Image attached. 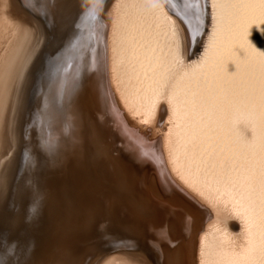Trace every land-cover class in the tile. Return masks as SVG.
I'll return each instance as SVG.
<instances>
[{
	"label": "bare ground",
	"instance_id": "1",
	"mask_svg": "<svg viewBox=\"0 0 264 264\" xmlns=\"http://www.w3.org/2000/svg\"><path fill=\"white\" fill-rule=\"evenodd\" d=\"M117 1L0 0V99L6 96L3 113L0 114V212L6 211L1 205V198L8 195V181L14 171L17 154H20L18 163L22 177L13 186L17 190L15 194L18 202L16 211L11 214L10 224L24 233L27 243L30 241L23 256L19 259H16L17 255L12 257L16 260L10 264H110L113 257H109L113 251H116L114 255L128 257L127 261L131 264H202V253L207 249L202 247V242L208 237L215 221L220 219L223 227V217L228 214L229 217L232 207H235L232 206L230 210L227 206L229 200L214 195L212 190V194L193 191L176 176L167 157V145L175 141L172 129L167 128L163 134L160 131L166 127L165 122L170 121L167 118L170 114L163 117L153 113L156 116L153 115L152 120L157 125L154 127L153 123V127H150L146 124L141 128L142 123L145 124V116L139 117L137 107L130 108L125 102L132 97L140 98L142 93L137 88L141 86L142 92L161 86L165 70L159 67L164 58L156 35L158 21L152 20L149 8H145L149 11L145 20L137 22L134 17H129L123 23L125 28L119 47L112 43L111 8ZM152 1L157 2L161 13L174 25L177 35L174 44L181 60L194 59L203 47L210 24L213 25L212 0ZM222 4L218 18L219 32L216 31L217 39L214 37L216 46L212 43L215 49L206 57V63L205 60L202 62L205 64V75L209 74L207 81L211 80L212 84L226 89L231 77L242 80L248 75L247 65L255 66L254 63L262 58L260 56L257 60L260 49L264 48V0H222ZM148 5L145 3L146 7ZM51 35H54V39L59 38L64 49L60 56L64 65L61 67L62 75H59L60 72L56 80L51 78L49 67L44 66L40 77L37 72L39 56L43 59L55 47H48L50 43L47 39H51ZM19 37L21 40L16 42L15 38ZM120 50L123 51L122 57L119 55ZM125 57L127 68L123 64L117 66L118 60ZM191 66L197 67L195 63ZM185 67L182 65L179 69ZM29 89L31 97L26 106ZM176 95H172L173 98ZM163 96L155 98L158 103L156 106L166 109L168 114L170 102ZM193 111L189 112L192 114ZM178 116L184 117V113ZM200 121L198 117L195 123ZM197 132L196 129L189 133L191 136ZM216 136L211 138L212 141H215ZM225 140L231 139L227 137ZM201 144L199 147H189L190 151H194L188 155L190 158L186 155L189 161H195L192 165L196 169L206 164L204 159L209 155L201 152L204 148ZM220 154L222 156L224 152ZM208 168L210 170V166ZM182 175L185 178V174ZM220 189L224 190L222 187ZM239 208L236 207L235 211L238 212ZM241 216H244V212ZM236 219L234 217L235 221H232L234 225H239ZM224 225L227 226L226 221ZM229 230L225 235L221 233L224 236L222 240L227 242L223 243L229 246L227 256L223 255L233 259L239 255L240 251L235 253L234 249L244 235L234 236L236 234L233 235ZM26 242L22 239L23 250ZM211 250L210 253L217 252ZM220 260L223 262L224 259Z\"/></svg>",
	"mask_w": 264,
	"mask_h": 264
},
{
	"label": "rangeland",
	"instance_id": "2",
	"mask_svg": "<svg viewBox=\"0 0 264 264\" xmlns=\"http://www.w3.org/2000/svg\"><path fill=\"white\" fill-rule=\"evenodd\" d=\"M114 1L115 0H113V3H114ZM145 3H149V5L146 7ZM212 4H213V10H214L213 25L210 24L211 27L209 28V31H208V34L206 36V40L204 41L203 47H202V49H200L198 54L192 60H188V61L187 60H181V57H180L179 53L176 52L177 47H175V44H174L175 39L177 37L176 30L174 29V25H173V23H172V21L170 19L166 18L163 15V13H161L157 2H154L152 0H118L115 3V5L111 8L112 9L111 16H112V21H113V31H112V37L111 38H112V43H114L115 47H117V46L119 47V44H120L119 41L122 39L121 38L122 31H123V28H125V24L123 25V23H126L128 21V19H129V17H131V18L134 17L135 21L140 22L142 19L145 20V17L148 15V12L150 11V14H151L150 16L152 17V20L158 21V31L156 32V35H157V39H158L159 43L161 44L160 53L162 54V57L164 58V60L159 65V67L162 66L161 68H163V70H165V71H163L165 76H164V78H162V80L160 82L161 86L157 85V88L155 90H149V91H145V92H142L143 91L142 90L143 87L141 86L142 89L141 88H137L138 92L140 91L139 93H142V94H140V98H138V97L133 98L132 97V98H129L128 100H125V102L128 105H130V108H136L137 107L136 113L138 114L139 117L142 118L143 116H145V124L142 123L143 126H141V128H144V126L146 124H149L150 127H153L152 125L154 123L153 122L154 119L152 120V117L154 118V116H156V115H154L155 113L156 114H160L163 117H165V114H166V116L170 114L169 115L170 117H167V118H170L169 119L170 121H168L170 123V127L168 126L169 123L165 122V126L166 127H162L160 131H162L161 133L163 134V132H166L165 130L167 128L172 129V135H173L172 137H173V139L175 141H172L171 143H169L167 145V148H168L167 149V152H168L167 157L169 159V160L168 159L167 160H168V163L171 164L172 169L176 172V176L178 175L177 177H180L181 178V179L179 178L180 180H182L184 183H186L191 189L193 188L192 190L197 192V193L203 192V191L206 192V193H209V194H212V193L214 194L215 193L214 195H216V196L218 195L219 197H222V199H224L225 201L229 200L228 202L230 204L228 202H226V203L229 204L227 206H228V208H230V210H231L232 206H235V207H232V210H231L232 212L230 211V214H231L230 216L232 218L230 216L228 217V215H229L228 213H227L228 214L227 216L225 215L226 217L224 216L225 218L223 217V227H221L222 226V222L221 223L219 222L220 219L218 221H215V223L212 225L213 226V228L211 229L212 232L210 230L209 231V233L211 232L210 235L208 233V237L204 239V242H202V247L205 246V248H207V249H204V251L202 253V261H201V263L202 264H222V263L223 264L224 263L225 264H228V263L229 264H231V263L232 264H264V184H263L264 183L263 182L264 181V93H263L264 92V89H263L264 88L263 87V85H264V83H263L264 82V76H263L264 75V64H263L264 63V61H263V59H264V54H263L264 53V48L260 49V51L262 53L260 52L258 54L259 56H257V60L259 58H261L260 56H262L263 59L261 58L258 61H256V63H254V65L256 67L252 66L251 64L247 65V67H246L247 71L246 72H247L248 75L245 74L246 77H244L242 79L243 81L241 79L239 81V80H236L233 77H231L229 79L230 82H229V80L227 82V84L228 83L229 84H228V87H226V89H225V87L224 88L218 87V84H215V83L212 84L211 80L207 81V76L209 74L205 75V72H204V67H205L204 65L205 64L202 61L205 60V63H206V60L208 59V58L206 59V57H208L209 53L214 51V49H215L216 45H215L214 39L215 38L217 39L218 34H216V33L219 32V30H218L219 29L218 28V23H219L218 22V18L220 17V14L222 12V7H223L222 0H212ZM145 8H149V11L147 12ZM262 10L264 11V9H262ZM262 15H264V12L262 13ZM260 16H261V14H260ZM167 24H168V26H167ZM169 31L171 33H169ZM173 32H175V33H173ZM211 34H213V35H211ZM18 39L21 40V38L19 37V38H15V41L18 40ZM160 40H162V41H160ZM212 45H213L214 48L212 47ZM210 48H211V50H209ZM122 53H123V51L120 50L119 51V55L121 54L120 57H122ZM177 53H178V56H177ZM174 63H176V64H174ZM193 63H195L197 65V67H192V66L190 67V65H192ZM116 64H117V66L123 64V66H126V68H127L128 62L126 61V57L119 59ZM179 65L180 66L185 65L186 67L183 68V69H179L180 68ZM195 68H196V70H195ZM257 69H258V71H257ZM261 70L263 71V73H262ZM183 73H185V74L183 75ZM249 73L252 74V75H250ZM174 76H176V77L179 76V77L176 78ZM184 76H186V77L184 78ZM260 80H262V81L260 82ZM173 81L177 82V84L174 83ZM231 81H232V83H231ZM180 82L182 83V85L180 84ZM259 82H260L261 86H260ZM162 83H164V84L162 85ZM256 83H258V84H256ZM173 84H174V86H171ZM1 85H3V84H1ZM198 85H199V87H198ZM179 86H181L182 89H180ZM176 87H177V89L180 90V93L182 95L179 93V90H177ZM243 87H245V88H243ZM209 88H210V90H209ZM216 88H217V90H216ZM252 88H253V90H252ZM256 88H257V90H256ZM174 89L177 90V91H175ZM196 89H198V90H196ZM227 89H229V90H227ZM201 90H202V92H201ZM225 90H226V92H225ZM5 93L2 94V97H3V95L5 96ZM164 93H166V94H164ZM168 93H172V94H168ZM199 93H201V95H199ZM251 93H253V94H251ZM259 93H261V94L259 95ZM163 94H164V96H163ZM150 95H152L151 96L152 98L150 97ZM172 95L173 96L176 95V97L173 98ZM178 95H180V98H179ZM194 95L195 96L197 95L196 99H194ZM141 96H142V98H141ZM160 96L165 97L170 102V103H168L169 104L168 106L169 107L171 106L170 108H168V112H170V113L167 114L166 113V109L161 108L160 106H156L158 103H156V101H155L156 99L155 98H158ZM5 97L0 99L2 101V102L0 101L2 103V104L0 103L1 104L0 107L2 108V109H0V114L1 115L3 113V108H4L3 104L5 103ZM176 99H179V100L182 99V101H180L181 103L179 102V100L176 101ZM144 101H145V103H144ZM194 101H197V103H194ZM177 102H179V104ZM230 103H231V105H230ZM176 106L177 107L181 106V107H179L177 109ZM155 107H156V109H155ZM191 107H192V109H191ZM194 108H195V110H194ZM169 109H170V111H169ZM183 110H184V112H183ZM191 110L192 111L194 110L192 112V114H191V112H189ZM149 111H150V113H149ZM157 111H158V113H157ZM186 111H187V113H186ZM141 112H143V113H141ZM182 112L184 113V117L178 116L179 114L182 116L183 115ZM197 112H198V114H197ZM176 114H178V115L176 116ZM231 114H232V116H231ZM187 117H189V118H187ZM198 117H200V119L202 121H200L198 123H195ZM247 117H249L250 119L247 118ZM183 118H184V120L182 122ZM228 118H230V119H228ZM178 119H180V120H178ZM189 119H191V120H189ZM235 119H236V121H235ZM245 119H246V121H245ZM148 120H150L149 122L150 123L152 122V123L151 124L150 123H146V122H148ZM180 122H182V124L184 126H182V124ZM189 122H190L191 125L189 124ZM246 122H247V124H246ZM251 122H253V123H251ZM174 123H176V124H174ZM192 123H195L196 126H198L199 128L196 127L195 124H192ZM203 123H205L206 126L204 125L202 127ZM254 123H255V126H254ZM156 125L157 124L154 123V127ZM174 126L178 127V128H174ZM179 127H180V129H179ZM188 127H191V129H189ZM252 127H254V128H252ZM185 128H186V130H185ZM192 128H194V129H192ZM182 129H184L186 132L184 130H182ZM187 129H188V131H187ZM196 129H197L198 132L192 134V135H194L193 137H192V135L190 136V133H193L194 130H196ZM246 129H248V130H246ZM224 130H226L227 132L224 131ZM236 130H237V134L238 135L235 134ZM178 131H182V132L180 133ZM220 131H221V133H223V135L220 133ZM231 131L234 132V133H232ZM245 131H247L248 133L245 132ZM204 132H205L206 135L204 134ZM229 132H231L232 134H230ZM212 133H213V135H212ZM224 133L228 134V136L225 135ZM195 134H196V136L199 135L200 137L203 136L202 134H204L206 137L204 136V137H201V139H200V137L198 136V138H196ZM207 134L209 136H207ZM187 136H188V138H187ZM215 136H216L215 141L214 140L212 141V139H214ZM218 136H219V140L220 141L218 140ZM220 136H222V138H220ZM223 136H225V137H223ZM227 137H228V139H231L233 141L225 140V139H227ZM190 138H193V139H191L192 141L190 140ZM203 138H207V139H204V140L205 141L207 140L209 145H207L208 143L205 142L203 140ZM178 139H179V141H178ZM201 141H202V144H201ZM182 142L185 143V144L187 142V144L186 145L182 144ZM218 142H219L220 145L218 144ZM177 143H180V145L177 144ZM189 143H191V144H189ZM210 143L212 144L211 146H210ZM214 143H216V145H214ZM225 143H227V145H225ZM194 144H195V146H194ZM199 144L204 146V148H203V150H201V152H203V153L207 152V155L209 154L208 156L206 155L207 158L204 159V162L206 164L204 163L205 165H203V167H201L204 170H202L201 168L196 169L195 167H193L192 163H193L194 160L190 159V161H191L190 162L189 161L190 156H188L190 153L194 152V151H190L191 148H189V147H192V146H194L192 148H195L197 146L199 147ZM230 144H233V145H230ZM235 144L237 145L236 147H235ZM217 145H219V146H217ZM174 146H175V148H174ZM181 146L184 147V148H182ZM205 146H206V148H205ZM220 146H222V148ZM209 147H211V148H209ZM217 147L219 148L218 150L214 149V148H217ZM228 147H229V149H228ZM237 147H238V149H237ZM180 148L183 151H185V152H182V150ZM220 148H221V150H220ZM208 149H210V150H208ZM177 150H179V152H181V153H179ZM210 151H213L214 153L210 152ZM215 152L219 153V154L217 155ZM222 152H224L225 156H224V154H222V156H221L220 153H222ZM186 153H188V154H186ZM175 155H176V157H175ZM182 155H183V157H181ZM186 155L189 157L188 159H187ZM211 156H212V158H211ZM209 157L211 159H208ZM213 157H215V159H217L216 157H218V159L216 161H214L215 159ZM220 157H222V158H220ZM173 158H175V159H173ZM174 160H175V162H174ZM208 160H210L211 165H209L210 163H209ZM211 160H213V161H211ZM219 160H221L220 162L223 161L222 162L223 164L219 163ZM179 162L181 164H183V165H181ZM212 162H214V163H212ZM194 163H195V161H194ZM185 164H186V166H185ZM212 164H213V166H212ZM208 165L210 166V170L208 168L209 167ZM217 165L218 166L220 165L219 166L220 169H218ZM190 166H191V168H190ZM186 167H187L188 171L186 170ZM193 169L196 170V172ZM191 170H193V171H191ZM199 170L202 171L203 174H200L201 172H199ZM206 171L207 172L209 171L208 172V176H207ZM188 173H190V174H188ZM182 174H185V178H184V175H182ZM197 174L198 175L200 174V176H198ZM193 175H194V178H193ZM203 175H205V177H203ZM186 176H187V178H186ZM206 176L208 178H206ZM197 177L199 179H201V180H199ZM189 179L191 181L193 180V182L191 183V181H189V183H188ZM208 179H209V181H208ZM202 180L203 181L205 180V181L203 182ZM261 180H262V182H261ZM206 184H209V185H206ZM218 186H220V187H218ZM221 187L224 190L220 189ZM225 188L228 189L230 194H229L228 191H226ZM229 188H230V190H229ZM211 190H212V193H211ZM221 190H222V192H221ZM229 196L232 197L233 199L229 198ZM231 201H232V203H231ZM237 202H238V204H237ZM238 206L240 208L237 209V211L238 210L239 211L236 212L235 210H236V207L238 208ZM244 208H245V210H244ZM240 209H242V210H240ZM243 212H244V216H241V214H243ZM232 215L235 217V219H236V217L239 219V220L236 219L237 222H240V223H238L239 225H237V224L234 225V222L232 221V219L234 220V217ZM240 218H242V219H240ZM240 220L241 221L243 220L242 221L243 222L242 225H241V221ZM225 221H226L227 226L224 225ZM217 224H219V225H217ZM230 226H231V228L233 227L232 229L230 228L231 233H233V235H234V233L236 234L234 236H237V234H238V237H240L239 234L244 235L241 238L242 239L241 241L238 240V242L240 243L238 246H241V248L244 247L243 250H242V253H241V248H238V246H237L234 249L235 253H236V251L237 252L240 251V252H239V255L237 254L238 257H233V259L232 258L229 259L228 257H226L229 246L227 244H224V243H227L225 239L222 240L223 237H224L223 235L226 234V232L229 230L228 228ZM240 226H242V227H240ZM244 227H245L246 230L244 229ZM233 230H235V231H233ZM240 232H243L244 234H242ZM216 244H218V245L216 246ZM222 244H224V245H222ZM243 245H245L246 247L243 246ZM211 247H213V248H211ZM217 247L220 250H218ZM211 249H213L214 251L217 250V252H212L213 250H211ZM210 250H211L212 253H210ZM115 252L114 251L111 252L113 255L110 256L109 258H112V257L113 258H112V263H110V264H131V263H129L127 261L128 257L122 256V255H114ZM223 254L226 255V256H224ZM206 255L207 256L208 255L211 256L210 259H209V256L205 258ZM225 257H226V259H225ZM222 258L224 259L223 262H222V260H220ZM239 258L241 260H239ZM228 261H230V262H228Z\"/></svg>",
	"mask_w": 264,
	"mask_h": 264
},
{
	"label": "water",
	"instance_id": "3",
	"mask_svg": "<svg viewBox=\"0 0 264 264\" xmlns=\"http://www.w3.org/2000/svg\"><path fill=\"white\" fill-rule=\"evenodd\" d=\"M94 1L95 0H92V2ZM50 37L51 39H49V37L47 39L48 42L50 43L48 47H50L51 45H55V47L53 48V51L56 50L55 51L56 53L54 55V52L52 50L50 52V50L48 49L49 51L43 57V59H42V56H39L37 72H38V76L40 77V73H42L44 66L49 67L52 73L51 78L53 79L54 77V80H56L57 75L61 72L62 68L64 67V65H62V58H60V56L63 55L64 53V49L61 47L60 40L57 36H56L57 37L56 39H54V35H51ZM59 75H62V72ZM61 86L62 84L59 86L60 89H61ZM26 96L27 97L25 99V103H26L25 105L27 106L28 100L31 97V89H29ZM21 142H22V136H21ZM20 157H21L20 154H17L14 171L8 181V190H7L8 195L6 196L5 194L1 198V205H3L2 207L5 208L6 211L3 212L1 210L0 212V264H10L16 259H19L20 256H23L22 255L23 252H25V250L28 249V245L30 243V241L28 243L26 242L27 238L24 235V233H22L19 230H16L10 224L11 214H13V212L16 211L15 208L18 202L16 198V194H15V191L17 190H16V187H13V186H14L15 181L21 179L22 177V172H20V165H19L20 163H18L20 160ZM22 239L26 242L25 243L26 247L24 250L22 248L24 246H21ZM19 249L20 251H18ZM14 256H16V259H12V257Z\"/></svg>",
	"mask_w": 264,
	"mask_h": 264
}]
</instances>
